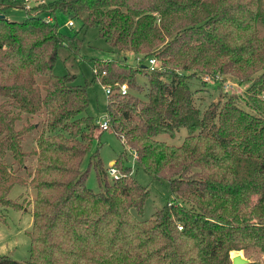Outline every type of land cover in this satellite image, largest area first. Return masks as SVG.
I'll list each match as a JSON object with an SVG mask.
<instances>
[{"label": "trees", "instance_id": "1", "mask_svg": "<svg viewBox=\"0 0 264 264\" xmlns=\"http://www.w3.org/2000/svg\"><path fill=\"white\" fill-rule=\"evenodd\" d=\"M34 4L15 22L4 16L14 4L0 3V207H25L21 196L7 198L13 186L33 193L28 260L0 256V264H230L233 251L261 264L248 252L264 255V0ZM57 17L78 29L61 36ZM93 27L114 56L90 60L91 83L110 91L108 130L134 166L169 192L148 220L135 217L147 191L129 167L113 161L117 175L107 181L95 153L96 193L80 171L99 129L82 116L86 85L52 69L61 49L76 58L78 34ZM137 76L146 79L145 100L129 94L139 89ZM192 78L220 91L202 112L187 85ZM35 115H42L39 132L28 118L15 129ZM180 129L186 136L178 146L155 140ZM29 138L34 149L23 150Z\"/></svg>", "mask_w": 264, "mask_h": 264}, {"label": "rangeland", "instance_id": "2", "mask_svg": "<svg viewBox=\"0 0 264 264\" xmlns=\"http://www.w3.org/2000/svg\"><path fill=\"white\" fill-rule=\"evenodd\" d=\"M2 1H10L15 6L4 10L5 18L9 21L20 22L25 18L24 10H30L34 5H36L34 4L35 1L38 2L41 0L30 1L26 3V5L23 4L22 0H0V3ZM32 13L35 14L36 11H33ZM56 22L58 33L66 38L78 29L75 23H73V26L70 28L66 27V19L63 17H57ZM82 36L83 42L76 58H66L67 50L61 49L57 60L53 65L52 72L56 76H62L65 72L69 71V73H73L75 75L73 84L86 85L88 106L82 116H90L94 121H98L105 112L106 96L99 84L91 83L92 76L90 70V60L95 58L110 60L113 59L114 56L111 54L108 45L97 37L96 28L93 27L86 31H81L78 34V37L81 38ZM126 63L135 65L134 59L131 56L126 57ZM135 82L139 89L132 90L129 94L139 100H145V94L147 92L146 79L142 76H137L135 78ZM187 85L194 93L193 104L198 107L200 112H202L209 103L217 100L220 95L219 90L209 86L208 84L202 85L198 79H189L187 81ZM227 89L236 93L239 92L236 86L234 87L233 85L231 87L229 86ZM239 106L244 110H248L243 107V104H239ZM26 119L27 123L35 124L38 129L40 128L42 115H35L33 117L22 118L21 121L15 123V129H19L21 126H24L26 124ZM39 131L40 129L38 132ZM93 136L94 140L91 142L89 150L80 165V171L86 172V178L84 181L85 186L94 193L99 192L100 190L96 181V170L93 168L94 160H99L101 168L100 173L104 172L107 181L110 180L107 175V169L111 166L109 165V162L111 160H119L123 166L131 169L134 179L147 191V195L142 206V212L139 216L135 215V217L142 221L150 219L154 212L158 211L164 204L168 203L169 192L166 183L163 181L152 180L140 169H137L134 166V156L130 155V152L124 148L118 137H116V135L110 130L100 133L99 130H96ZM185 136V130L180 129L175 134L173 139H170L166 135H159L155 138V140L164 142L166 145L178 146ZM32 140L33 138L25 139L22 143V149H34ZM95 153H97L96 159L92 160L90 157H92ZM89 161L91 162V165L88 167ZM26 165L28 169L31 168L28 164ZM20 196L22 197L25 206L21 211H17L12 208L4 209L0 207V256L8 257L15 262L25 263L28 260L29 252L27 234L31 226L30 205H26L29 204L30 199L33 197V193L19 186H13L9 191L7 198L11 201H16ZM235 254H239L245 259L242 251L230 252L229 258ZM248 254L251 260L259 261L261 264H264V255L259 257V254L254 251H249Z\"/></svg>", "mask_w": 264, "mask_h": 264}, {"label": "built area", "instance_id": "3", "mask_svg": "<svg viewBox=\"0 0 264 264\" xmlns=\"http://www.w3.org/2000/svg\"><path fill=\"white\" fill-rule=\"evenodd\" d=\"M30 1H33V0H22V2H23L24 5H26V3L30 2ZM46 20L48 22L51 21L50 18H46ZM65 26L66 27H69V28L71 26H73L72 21L67 20L66 23H65ZM146 65L150 69H153V68L156 67V62H155L154 59H148L146 61ZM223 88L224 89H227L228 86L225 85ZM102 89L104 91L105 96L108 97L110 95L109 89L108 88H102ZM126 93H127V89H126L125 85L124 84L119 85V87H118V94L121 95V96H124ZM95 123H96L98 129L101 130V131H106V130L109 129L108 123H107V119H106V116L104 114L102 115V117L98 121H95ZM107 175L109 177H116L117 173H116L115 169L110 166L107 169ZM177 230H181V228L179 226H177Z\"/></svg>", "mask_w": 264, "mask_h": 264}, {"label": "water", "instance_id": "4", "mask_svg": "<svg viewBox=\"0 0 264 264\" xmlns=\"http://www.w3.org/2000/svg\"><path fill=\"white\" fill-rule=\"evenodd\" d=\"M230 264H248V260L242 258L239 254H235L230 257Z\"/></svg>", "mask_w": 264, "mask_h": 264}, {"label": "crops", "instance_id": "5", "mask_svg": "<svg viewBox=\"0 0 264 264\" xmlns=\"http://www.w3.org/2000/svg\"><path fill=\"white\" fill-rule=\"evenodd\" d=\"M111 163H113V161H112V160L109 162V165H111Z\"/></svg>", "mask_w": 264, "mask_h": 264}]
</instances>
